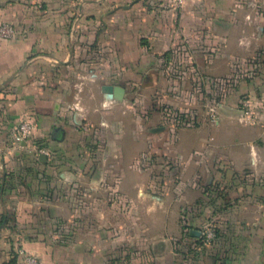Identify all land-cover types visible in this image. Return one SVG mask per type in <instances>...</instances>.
<instances>
[{"label": "crops", "instance_id": "obj_1", "mask_svg": "<svg viewBox=\"0 0 264 264\" xmlns=\"http://www.w3.org/2000/svg\"><path fill=\"white\" fill-rule=\"evenodd\" d=\"M214 1L222 10L231 0L197 2L210 7ZM192 2L0 0V21L18 31L15 39L0 40V264L13 255L19 262L18 249L51 257L53 242L64 241L51 228L72 223L90 226L74 247L83 259L101 257L88 243L95 246L91 241L103 224L108 254L107 247L121 242L113 238L115 230L131 242L145 227H177L183 210L188 225L245 224L264 232V127H242L224 98L216 125L160 131L158 114L145 115L148 86L138 90L141 114L127 103L126 89L120 103L106 101L100 91L103 84L123 86L149 75L165 82L161 55L188 42ZM234 10L241 29L242 10ZM83 38L90 46L81 44ZM227 46L242 61L246 45H221L218 67L202 65L204 72H225ZM82 66L98 69L88 76L73 73ZM87 79L101 82L95 104L87 102L95 92L80 86ZM251 89L240 82L235 94ZM169 97L159 101L174 106ZM87 117L97 120L102 134L90 139V157L84 155ZM23 119L32 123V140L19 147L12 127ZM147 126L155 133L146 136ZM56 127L59 140L52 139ZM66 245L57 247L66 252ZM237 257L233 264H251L247 253Z\"/></svg>", "mask_w": 264, "mask_h": 264}, {"label": "rangeland", "instance_id": "obj_2", "mask_svg": "<svg viewBox=\"0 0 264 264\" xmlns=\"http://www.w3.org/2000/svg\"><path fill=\"white\" fill-rule=\"evenodd\" d=\"M185 1L180 3L174 0V5L180 7ZM197 1L199 0L192 2L196 14L192 16L188 42L186 45L179 44L173 51L169 50L165 55H161L160 68L163 70L165 82H153V77L149 75L146 81L142 76L140 81L121 83L126 89L127 103L134 108L135 114L138 112L141 114L138 90H144V87L148 86L151 93L144 98L147 104L145 115L150 116L156 112L158 114L156 126L168 127L167 131L171 133L181 129L197 128L206 123L216 125L224 98L226 105L234 109L230 115L242 127H264V0H229L230 2L224 3L226 6L222 10L223 5L218 6L215 1L210 7ZM234 9L242 10L241 29L238 28L240 18L235 17ZM0 40L11 41L2 38ZM81 44L90 46L88 39L84 38ZM221 45H246L248 48L239 62V59H234L232 47L227 46L225 53L229 61L225 72L221 74L214 70L212 74L204 72L202 65H209L215 69L218 67V61L223 53ZM96 69L98 68L82 66L79 71L76 69L73 73L88 76L96 72ZM137 69L138 67H135L132 71L135 78L140 75ZM240 82L251 85L252 93H243L238 97L235 91ZM68 83L71 87V81ZM100 84L101 82L95 83L87 79L80 85L82 91L91 90L92 94L93 91L96 94V97H88L87 102L95 104L101 99ZM74 89L78 91L79 87ZM160 93L162 96H159ZM167 97H172L169 100L173 101L174 106L159 101ZM77 101L78 99L72 100ZM173 114L181 115L183 122L179 123ZM146 122H150L149 119H146ZM97 123L96 119L91 120L88 117L83 121L85 128L83 137L87 139L88 142L85 143L89 145L84 147L86 157H90L93 150V142L90 143V139L94 141L97 136L102 137L97 131L99 127ZM150 130L152 128L147 126L146 136L155 133L154 130ZM22 144L17 143L19 147ZM153 174L151 171L150 175ZM82 197L84 199L89 196ZM184 212L183 210L180 213L177 227H169L167 230L153 226L143 228L139 234L140 238L146 237L143 244H138L137 235H133L135 239H131V242H124L121 240L122 233L115 230L113 238L120 239L121 242L107 247L108 251L111 250L108 254H105L106 226L103 224L97 227V237H93L94 240L91 241L95 246H89L88 243V248L97 250L101 257L86 259L77 257L74 247L77 245L80 231L86 229L88 232L90 226L78 227L72 223L70 226L60 227L59 230L56 225L55 228H51L56 229L55 238L64 241L53 242L51 257L39 259L18 249L17 253L21 257L15 264H25V257L29 255L37 258V264H233L234 261L237 262V256L244 252L251 258V264H264L263 231L260 232L257 228L245 224L207 223L203 226H192L184 219ZM118 228L120 229V227L115 229ZM63 242L67 244L66 252L57 247L63 245ZM10 244V241L7 242V250L12 248ZM13 256H9L4 264H8Z\"/></svg>", "mask_w": 264, "mask_h": 264}, {"label": "built area", "instance_id": "obj_3", "mask_svg": "<svg viewBox=\"0 0 264 264\" xmlns=\"http://www.w3.org/2000/svg\"><path fill=\"white\" fill-rule=\"evenodd\" d=\"M184 0H178V2L182 3ZM18 35V31L16 27L8 22L0 21V38L2 39H15ZM175 115L176 120L179 123H182L181 121V115ZM12 131H14V139L17 143H25L26 140L31 139L32 140V123L28 119H23L17 122L12 127ZM38 153L41 154H47L43 148H39ZM25 264H37V258L33 256H26L25 257Z\"/></svg>", "mask_w": 264, "mask_h": 264}, {"label": "water", "instance_id": "obj_4", "mask_svg": "<svg viewBox=\"0 0 264 264\" xmlns=\"http://www.w3.org/2000/svg\"><path fill=\"white\" fill-rule=\"evenodd\" d=\"M100 91L106 101L120 103L125 95V88L122 85L103 84L100 86ZM222 105H220L221 107ZM62 137V130L56 127L52 131V139L59 140ZM43 157V156H41ZM41 159V158H40Z\"/></svg>", "mask_w": 264, "mask_h": 264}, {"label": "trees", "instance_id": "obj_5", "mask_svg": "<svg viewBox=\"0 0 264 264\" xmlns=\"http://www.w3.org/2000/svg\"><path fill=\"white\" fill-rule=\"evenodd\" d=\"M16 263V257L15 255L10 259V261L8 262V264H15Z\"/></svg>", "mask_w": 264, "mask_h": 264}]
</instances>
